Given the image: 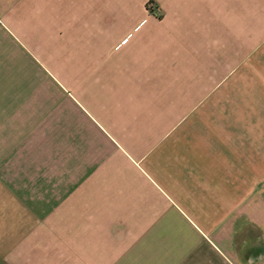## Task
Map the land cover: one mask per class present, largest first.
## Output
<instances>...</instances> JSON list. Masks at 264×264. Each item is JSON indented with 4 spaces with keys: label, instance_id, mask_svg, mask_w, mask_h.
Returning a JSON list of instances; mask_svg holds the SVG:
<instances>
[{
    "label": "crops",
    "instance_id": "1",
    "mask_svg": "<svg viewBox=\"0 0 264 264\" xmlns=\"http://www.w3.org/2000/svg\"><path fill=\"white\" fill-rule=\"evenodd\" d=\"M0 264H264V0H0Z\"/></svg>",
    "mask_w": 264,
    "mask_h": 264
}]
</instances>
